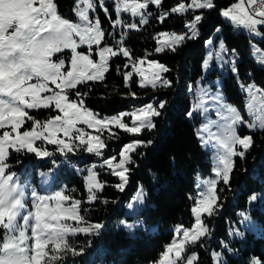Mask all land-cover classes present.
I'll use <instances>...</instances> for the list:
<instances>
[{"label": "trees", "instance_id": "obj_1", "mask_svg": "<svg viewBox=\"0 0 264 264\" xmlns=\"http://www.w3.org/2000/svg\"><path fill=\"white\" fill-rule=\"evenodd\" d=\"M237 1L214 0L215 7L211 10L189 9L184 13L170 10L179 3L188 4L191 0H161L159 7L149 4L147 23L121 35V42L109 37V21L116 17L113 3L107 4L108 17L98 11L104 33L103 44H114L115 49L124 47L130 56L121 54L112 57L103 80L82 83L69 92V97L77 99V91L83 94L84 108L101 119L159 100H165L166 107L163 115L155 118L156 127L151 131L144 130L136 137L144 141L151 140L152 144L132 153L136 163L129 166L131 173L124 191L115 187L119 183L116 176L105 168L101 169L98 177L104 187L97 193V200L90 203L87 201L84 181L74 171L66 169L55 176L56 182L59 181L57 188L66 186V194L82 202L79 214L84 220L88 223H103L106 229L99 236L83 233L70 235L68 244L77 250L83 248L84 254L73 257L71 253H63L62 259L54 264H151L160 258L164 247L171 241L173 234L170 229L173 226L191 225L195 180L197 177H209L212 173L209 152L201 147L196 137L198 120L192 122L185 117V112L190 109L189 85L195 87L203 74L205 41L217 33V38L220 37L228 49L235 50L238 72L223 79L222 94L240 116L244 119L249 117L244 103L247 95L245 89L249 85L257 88V93L264 97V67L250 56L252 41L264 52V25L258 27L261 33L259 40L235 30L222 18L221 12ZM55 4L58 15L73 18L75 0H55ZM166 12L168 15L161 21L160 17ZM200 13H203V19L198 25V39L185 40L176 46L175 52L170 48L160 53L155 51L159 33H185V24ZM218 26L220 32L216 31ZM145 58L157 60L168 69L163 77L172 82V87L141 89L135 74L130 78L129 86L125 87L124 74L130 72L132 65L139 59ZM132 93H135V97ZM43 113L45 111L41 110L38 114ZM52 114L54 111H51ZM238 133L251 135L253 143L243 158L234 159L230 186L226 187L222 182L217 185L218 189H224L219 192V203L223 207L214 215L205 217L209 230L207 237L189 245V251L198 253L196 264H213L211 252L219 251L221 242L227 243L233 251L229 253L226 248L222 250L225 262L220 264H248L253 256L264 261V236L247 234L243 240L228 238V228L238 224L241 213L248 212L257 225L264 229V129L249 132L242 127ZM100 137L105 143V156L117 154V157L122 145L135 139L115 129L112 133H100ZM76 152L82 153V146ZM66 157L71 160L75 158L72 153ZM7 163L9 169L24 171L35 179L39 169H49L47 162L25 151L10 152ZM138 187L145 193L144 206L134 216H125V204L133 199ZM122 218H138L154 230L136 231L134 236H129L123 229L114 227ZM4 236L5 230L0 228V245Z\"/></svg>", "mask_w": 264, "mask_h": 264}, {"label": "snow or ice", "instance_id": "obj_2", "mask_svg": "<svg viewBox=\"0 0 264 264\" xmlns=\"http://www.w3.org/2000/svg\"><path fill=\"white\" fill-rule=\"evenodd\" d=\"M87 8L78 13L80 19L85 22L84 26L71 23L67 19L61 18L57 14V7L54 0H4L3 15L0 16V130H4L0 134V207H3L11 196L12 191H15L13 182L15 174H8L9 167L7 160L10 152L20 153L25 151L28 154H34L39 159H46L59 153L61 156H66L68 153L75 152L83 146V151L88 154L101 156V149L105 148V143L100 140L99 136H91L81 128H77V124L87 125L88 128H94L97 131H102L109 125L123 130L124 132L139 136L144 130L151 131L155 125V118L163 115V110L166 107L165 100H159L155 103L137 109L135 112H121L119 115H114L111 118L105 117L98 119L97 115L90 110L84 108L83 94L77 91V99H70L66 94V89H75L77 85L85 81L103 80L106 72L109 71L108 62L111 57L123 55L129 57L130 52L121 47L118 50H113L112 47H99L104 37V33L100 28L99 20L94 24L89 22L88 10L93 9V4L85 0ZM249 6L255 8V16L245 10L242 4H234L230 8L223 10L221 15L234 24L242 26L250 33H255L260 36L258 26L264 25V0H261L259 7H256L257 0H248ZM149 4L160 6L161 0H144L143 3L133 2L125 3L123 6L118 2L116 6V20L113 25H121L123 21L120 19V13L131 11L133 16L140 15V23H147L146 17L141 10L146 9ZM99 7L108 16L109 12L105 6V0H99ZM215 7L214 0H191L190 3H179L171 8L173 13H184L189 9L195 11L198 9L211 10ZM168 15L164 13L161 21ZM203 19V13L194 15L190 21L185 24L188 32L182 35L161 33V36L166 37L163 44L158 46L155 51L163 52L165 47L171 51H176V46L183 43L185 40H196L199 37L198 25ZM128 28L135 29L136 24L127 25ZM217 32L221 29L218 26ZM75 37H79L77 42ZM213 41L209 38L205 41V46L210 47ZM80 45H88L91 49L92 45H97L96 55L99 61L95 62L91 58V52L83 54L77 49ZM64 50H70L71 61L70 68L65 67L63 59L59 62H54L55 54L62 53ZM235 52V50H233ZM227 48L223 40L219 43L218 50L214 53L208 52V59L203 61V67L208 68V62L213 54L220 61V66L230 64L231 71L235 74L238 69L234 59H225ZM142 63V61H141ZM259 63L264 65V56L259 59ZM127 67V65H125ZM150 67L157 69L152 74V78H147L144 72L136 65H133V72L140 76L139 87L144 88L151 85L156 88L172 87V82L162 76V73L168 69L162 64L155 61L151 62ZM133 72L124 74L125 87L129 86L130 78ZM35 80L36 82L30 83ZM49 83L55 85V89L49 87ZM252 85L248 86L250 95L255 98V93L252 92ZM191 91V85H189ZM51 93L43 95L44 93ZM135 97V93H132ZM214 99H219L215 97ZM202 107V104H196L185 112V117L191 119L194 113ZM54 108L57 115L50 117L46 122L41 124L39 121L33 120L28 111L31 109H49ZM249 114L254 115L253 105L248 104ZM207 111V109H205ZM228 111L232 114L231 117H225L229 121L218 141L219 149L222 150L218 159V166L214 169L215 178L205 182L206 190H202L198 194L196 205L191 208V212L195 217V223L191 229L177 228L176 232H183V237L177 242L173 240L172 244L165 251L160 264H176V260L181 257L184 250V245L187 243H196L201 237L208 234V227L203 222L202 214L208 216L214 215L223 207L219 203V192L224 189H218L217 185L222 182L224 186H230L231 173L234 168V157L243 158L249 148L252 146L253 139L251 135L240 136L237 134L236 125L246 124L249 129L254 128L255 124H248L243 120V117L237 113L235 108H229ZM219 114V113H217ZM131 116L132 124L129 126L123 120L125 116ZM25 119L33 121L32 129L20 131L24 125ZM259 120V128L264 129V116L257 117ZM42 129L38 131L37 129ZM7 129H10L7 130ZM207 126H203L197 131V136L201 140L204 137L201 135L207 132ZM63 133V139L59 138L58 134ZM215 135V134H212ZM85 136L88 138L85 139ZM37 141H43L44 145H37ZM75 141L79 143L76 144ZM207 143V141H205ZM152 144V141L133 140L122 146L119 151V161L115 162L116 158L112 157L104 160V164L110 169V174L118 178L119 183L115 185L120 191H124L128 183V178L131 173L130 165L135 164L132 153L140 147H147ZM47 145L55 146V152L50 151ZM241 150H237L236 146ZM53 161V164H56ZM96 165L87 169L85 177L87 201L94 202L97 200V193L103 190L104 184L97 179L95 172ZM199 187V186H198ZM145 193L143 189L137 192L133 198V203L128 205L129 209H134L135 203L138 201L143 203ZM191 198V197H189ZM33 200L40 203L33 204V213L37 222L43 223L46 228H53L47 224L49 216L52 219L59 217L65 221L75 222L76 227L68 228L60 225L62 231L56 235L60 237L58 240L51 238L41 240L40 236L44 233L37 234L36 227L33 226L32 236H28L26 231L20 233V238L14 237V241L4 244V249L9 250L7 257H0V264H53L54 261L62 259L63 253H71L73 257L83 255L84 249L71 247L66 239V235H76L83 233L85 235L99 236L105 225L100 222L88 223L84 217L80 215V200L74 199L66 194V186L56 190L51 195H41L33 193ZM47 201L48 203H43ZM52 201L58 203L53 206ZM19 203V202H17ZM67 205V206H66ZM42 208L48 209L46 213L41 212ZM74 209V214H73ZM243 215V213H241ZM17 212L15 209L5 210L0 215V227L6 230L11 229V224ZM126 228H133L135 225L121 222ZM25 226H28V218L25 217ZM255 229V225H249ZM264 231V229H261ZM237 235L243 236V233L237 232ZM32 240L31 251L33 255L30 258H24L15 255L12 250L25 252L27 247L25 242ZM222 246L231 253L233 250L227 243L221 242ZM52 245L51 252L48 251V245ZM174 253L176 259H169V255ZM220 253L213 252L214 260H219ZM198 257L193 254L188 258L187 264H195ZM248 264H264L258 257H251Z\"/></svg>", "mask_w": 264, "mask_h": 264}, {"label": "rangeland", "instance_id": "obj_3", "mask_svg": "<svg viewBox=\"0 0 264 264\" xmlns=\"http://www.w3.org/2000/svg\"><path fill=\"white\" fill-rule=\"evenodd\" d=\"M120 2H121L120 3L121 6H123L125 3H127V4H131L133 2L143 3L144 0H120ZM54 3H55V0H54ZM88 3L93 4V9L88 10V17H89L90 23L94 24L97 19L99 20V23H100V15H99L98 11H100L105 17L109 16V15L106 16L104 11L99 7V0H88ZM112 3H113L112 9H113L115 16H116L115 9H116L117 4L115 3V0H105V6L106 7H107V4H112ZM3 5H4V0H0V16L3 15ZM86 8H87V4L85 3V0H75V8H74L73 14H72L73 18L68 19L66 17H62L60 15L59 16L63 19L69 20V22H71V23H75V24H79L81 26H84L85 22L80 19L78 13L82 10H85ZM141 12L146 17V19H148V17H149L148 7L146 9L141 10ZM116 18H117V16L115 17V19H111L109 21V23H110V30H109L110 36L109 37H110V39H112L113 41H116V42H121V40H122L121 35H125L128 30L133 29V28L126 27L127 25H130L133 23L136 24L137 26L144 25V24L140 23V19H141L140 15L133 16L131 11H129V12L121 11L120 19L123 21V24H121V25H115V26L113 25L112 22L114 20H116ZM222 18L225 21L230 23V21L226 20L223 16H222ZM100 28L103 31V27L101 26V24H100ZM236 30H238V29H236ZM186 32H188L187 28H186ZM161 33H168L169 36H171L172 34H176V33H169V32H161ZM161 33H159L157 35V46H160L161 44H163L164 40L166 39V37L161 36ZM243 33L248 34L254 40H259L261 38V35L257 36L254 33H250L247 29L244 30ZM182 34H184V33H182ZM182 34H176V35H182ZM210 38H212L213 43L210 47L205 46V48H206L205 59H208L207 54L209 51H212L214 53L216 50H218L219 43L222 40L220 37L217 38V33H214V35H212V37H210ZM74 39H76L77 42L79 41V37L74 36ZM103 41H104V37H103L99 47L108 46V47H112L113 50H118V49L114 48L115 47L114 44H108V43L103 44ZM165 49H167V47H165ZM77 50L83 54H88L89 52H91V58L95 62L99 61V57L96 55L97 45H92L91 49H89L88 45H80ZM223 55H225V59H228V60L234 59V62H235L234 52L232 50L227 48V53L223 54ZM250 56L261 67H264V65L259 63V59L262 56H264V52L259 49V47L255 41H252V43H251ZM61 59H63L65 61V67L70 68V61H71L70 50H64V52L55 54L53 57L54 62H59V60H61ZM141 61H142V63H141ZM152 61H155L156 63L160 64L157 60L145 58V59H139L133 65L138 66L144 72L145 76L150 79V78H152L153 72H155L157 70L153 67H150ZM133 65H132V69L130 72H133ZM108 67H109V62H108ZM231 67H232L231 63L221 67L220 61L217 60V58L213 54L212 58L208 62V68L207 69H205L203 67V64H202V71H203L202 77L200 78L198 83L195 85V87H191V91H189L190 108H192L196 104H202V107L194 113L193 117L190 120L192 122L194 121V119L198 120L197 125L195 127L196 137H197L198 142L201 145V147L205 151L209 152V158H210V161L212 164L211 176L206 177V178L197 177L195 180V196H194L195 202L192 205V207H194L196 205V200L198 198L199 192L202 190H206L205 182L215 178L214 169L218 166V155L221 154V152H222V150L219 149L218 141L220 138H222L224 128H225L226 124L229 122L225 119V117H231V115H232L228 111V109L234 108L233 106H231L230 104H228L224 100V97L222 94L223 79L234 74L231 71ZM133 74H135L137 76V84L139 85L140 76L137 75L135 72H133ZM162 76H163V73H162ZM34 82H36V81L33 80L30 83H34ZM85 82H89V81H85ZM49 87L52 89H55V85H52L51 83H49ZM157 87H160V86L157 85ZM147 88H153V87L151 85H148V86L141 88V89H147ZM247 89H248V87L245 89V92L247 95L244 98V103H245V106L247 109L246 112L249 115V117L247 119L243 118V120L247 121L248 124H255L256 126L252 129H249L246 124H237L235 127H236V131H237L238 135H240L238 133V131L242 127H245L249 132H253L255 130H260V131L263 130V129H260L258 126L259 120L257 119V117L264 116V97L258 98L256 96L258 89L255 87H252V90L255 93V98H253V96L250 95V93ZM72 90L73 89H66V94L69 96V92H71ZM49 94H51V93L50 92L44 93L43 95H49ZM215 97H218L219 99L218 100L214 99ZM149 103H153V102H149ZM249 103H251L253 105L254 115L249 114V109H248ZM147 104L148 103H146L142 106H137V107L134 106L130 110H123L121 112H128V113L135 112V111H137V109H139V108H141ZM205 109H207V111H205ZM41 110L45 111V113H43L42 115L38 114L39 111H41ZM26 111H28L29 115H31L33 117V120L39 121L41 124L46 122L50 117H53V116L58 114L54 108L31 109V110H26ZM51 111H54V114L51 115ZM121 112H119V113H121ZM119 113L115 114V115H119ZM217 113H219V114H217ZM112 116H114V115H112ZM112 116H107V118H111ZM97 118L101 119L98 116H97ZM123 120L126 124L131 126L132 119H131L130 115L123 117ZM32 123H33V121L25 119L24 125L21 127L20 131L23 132L25 130H31L32 129ZM205 125L207 126L208 131L201 133V135L204 137V140H201L197 136V131ZM77 128L83 129L85 131V133H87L91 136H99L100 140H102L100 137V133H104V132L112 133V131L114 129L117 131L124 132L123 130L115 127V125H109L107 128H104L102 131H97L94 128H88L87 125H84L81 123L77 124ZM7 130L10 131V129H7ZM37 130L42 131V129H39V128ZM3 131L4 130H0V134H2ZM212 134H215V135H212ZM244 135H249V134L246 133V134H243L240 136H244ZM58 136H59V138H62V139L64 138L63 133H59ZM132 136H134V135H132ZM134 137H135V139H131L127 143H130L133 140H137L136 139L137 136H134ZM87 138L88 137L85 136V139H87ZM205 141H207V143H205ZM36 143H37V145H41V146L44 145L43 141H37ZM75 143L78 144L79 142L75 141ZM127 143H125V144H127ZM236 147H237V150H241L238 145ZM47 148L50 151L55 152V146L47 145ZM104 150H105V148L101 149V152H102L101 156H96L94 153L88 154V153L84 152L83 146H82V153L75 152V154H73V156H75V158H73L72 160L66 156H61L59 153H56L53 156L48 157V158H53L52 161L47 162L49 169L46 171H42L40 169L38 170L39 171L38 177L41 180V182H39V183L46 190V191L44 190L43 192H41L38 189V187L35 183L36 179L33 175H26L24 171L15 172V171L9 169L10 165L8 164L9 167L6 170L7 173L8 174H12V173L15 174V181L13 182V187H15V191H12L11 196L8 199V202L3 207H0V215H2L5 210H11L14 208L15 211L17 212V216L13 220L10 230H6L3 227H0V228H3L5 230L4 239L0 245V257H7L9 255V250L4 249V244L13 242L14 237L19 239L20 233L22 231H26L28 236H32L33 226L36 227L37 234L44 233V235L40 236L41 240L49 239V236L51 238H56L57 237L56 233L60 228L59 224L63 225V227H68V228L76 227L75 222H73V221H65V220L60 219L59 217H57V219H52L51 216H49V218L47 220V224L52 225L53 228H51V229L46 228L44 226V224L41 223V229L38 230L39 226H37V221L35 219V216L32 215V213L34 211L33 204L34 203H40V201H38V200L34 201L33 200V193L35 192V193H39L41 195H46V192H47L48 196L53 195L56 192V190H59L60 188L57 189V185H58L59 181H57L56 183H53L51 181V179L53 176L60 174V172H63L66 169L74 171L79 177H81L83 179L85 187H86L85 177L87 176V169L89 167H92L93 165H96L94 170L97 173L98 181H100V179L98 177L99 170L105 168V170L110 173V169L108 168L107 165L104 164V160L115 157L116 158L115 162L119 161V156L118 157L116 156L117 154L105 156ZM32 155L35 156L34 154H32ZM237 157H239V156H236L233 159H235ZM37 159L39 160V158H37ZM40 160L45 161V159H40ZM53 161H56L57 163L53 164ZM66 163L70 164V165L66 166L65 165ZM49 176H51V177H49ZM51 187H54V188L51 190ZM140 190H141V187H138V189L136 190V192L134 194V197L136 196L137 192ZM17 202H19V203H17ZM43 203L46 204L47 201H44ZM57 203L58 202L55 201L54 204H52V205L55 206ZM130 203H133V199H131L129 202H127L125 204V209H124L125 216H134L136 214V212L144 206V198H143V203H140L137 201L135 203L134 209H132V210H130L128 207V205ZM45 209L46 208H42L40 211L43 212ZM73 214H74V209H73ZM206 216H208V215L202 214V219H203L204 223H205V217ZM240 216H241V218L239 219L238 224L228 228L229 240H234V239L243 240L246 238L247 234H252L255 237L256 236H264V231L261 230L262 227L257 225V223L252 219V217L249 215L248 212L243 213V215L240 214ZM25 217L28 218V226L27 227L25 226ZM192 218H193V221L189 227L178 224V225L173 226L170 229L172 234H173L171 241L164 247V250H163L162 254L160 255V258L156 262L151 263V264H160V261L164 255L165 251L172 244L173 240L175 239V240H177V242H179V240L183 237V232L181 231L180 233H177L176 229L177 228L191 229L193 224L195 223V217L193 216V214H192ZM122 221L126 222L127 224L135 225V227H133L131 229L126 228L121 223ZM250 224L255 225L256 228L252 229L251 227H249ZM114 227H115V229H123L124 231L127 232V234L129 236H134L136 234V231L152 232L154 230L152 227L144 225V223L138 218H132V219L122 218L121 220L117 221L114 224ZM104 229H106V226ZM237 232L243 233V236L237 235L236 234ZM65 235H66V239L68 237H70V235H67V234H65ZM206 237H207V235L204 237H201L200 240H203ZM200 240H198L197 242H199ZM32 243H33L32 240H28L25 242V245L20 246V247H27L28 248V250L25 252H19L16 250H12V252L17 256L24 257V258H30L33 255L32 251H31ZM189 245H191V243H187L184 245V250L181 254V257L178 260H176V264H187L188 258L190 256H192L193 254H195L198 257L197 251H195V250L189 251ZM51 249H52V246L50 247L48 245V251L49 252H51ZM222 250H226V249L223 246H221L219 251L213 250L211 252V259H212L213 264H220V263L225 262V257H224V253ZM213 252H217V253L221 254L219 260L213 259V257H212ZM169 259H176L175 254L174 253L170 254ZM197 260H196V262H197ZM196 262H195V264H196ZM41 264H43V263L41 262Z\"/></svg>", "mask_w": 264, "mask_h": 264}, {"label": "crops", "instance_id": "obj_4", "mask_svg": "<svg viewBox=\"0 0 264 264\" xmlns=\"http://www.w3.org/2000/svg\"><path fill=\"white\" fill-rule=\"evenodd\" d=\"M235 4H242L243 8L245 10H247V6H249V3H248V0H238ZM254 18H259V17H256L254 16ZM230 24L232 25V27L236 30L238 29L240 32H243L244 30H246L245 28H243L242 26H239L237 24H234L230 21ZM259 27V26H258ZM237 30V31H238ZM255 34V33H254Z\"/></svg>", "mask_w": 264, "mask_h": 264}, {"label": "built area", "instance_id": "obj_5", "mask_svg": "<svg viewBox=\"0 0 264 264\" xmlns=\"http://www.w3.org/2000/svg\"><path fill=\"white\" fill-rule=\"evenodd\" d=\"M260 4H261V0H257L256 7H259ZM247 11L250 12L253 16H255V8L254 7L247 6ZM256 95L258 98H262L261 93H256Z\"/></svg>", "mask_w": 264, "mask_h": 264}, {"label": "bare ground", "instance_id": "obj_6", "mask_svg": "<svg viewBox=\"0 0 264 264\" xmlns=\"http://www.w3.org/2000/svg\"><path fill=\"white\" fill-rule=\"evenodd\" d=\"M118 2L121 3L120 0H115V3H116V4H117ZM125 2H126V1H125Z\"/></svg>", "mask_w": 264, "mask_h": 264}]
</instances>
